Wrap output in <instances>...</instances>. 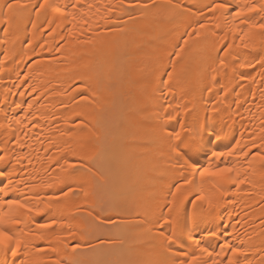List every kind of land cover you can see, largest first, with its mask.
I'll return each instance as SVG.
<instances>
[{
    "label": "bare ground",
    "instance_id": "1",
    "mask_svg": "<svg viewBox=\"0 0 264 264\" xmlns=\"http://www.w3.org/2000/svg\"><path fill=\"white\" fill-rule=\"evenodd\" d=\"M9 2L0 0V155L13 157L5 177H66L67 184L55 188L59 201L44 216L63 227L41 235L33 223L27 247L16 257L0 251V260L173 264L178 251L199 255V240L214 258L231 256L225 249L215 257L227 242L244 253L234 257L238 264H264L260 172L242 173L246 182L230 186L217 207L197 202L194 212L186 202L177 211L188 194L187 157L216 165L211 152L236 140L264 151V69L240 67L260 54L218 51L224 31L209 11L215 0H48L67 16L39 9L43 0H15L26 7L6 17ZM227 162L247 167L236 155ZM68 187L74 191L60 195ZM209 231L217 236L205 239Z\"/></svg>",
    "mask_w": 264,
    "mask_h": 264
},
{
    "label": "snow or ice",
    "instance_id": "2",
    "mask_svg": "<svg viewBox=\"0 0 264 264\" xmlns=\"http://www.w3.org/2000/svg\"><path fill=\"white\" fill-rule=\"evenodd\" d=\"M77 4H79V0H77ZM77 4H73L72 7H77ZM22 7H26V5H21L15 0L7 3L6 17L14 16ZM46 7H52L54 11L59 12L63 16L72 15L71 13L60 12L58 6L50 5L48 0H43L39 5V9ZM91 7L89 5V8ZM114 7L109 6L108 11L111 12ZM209 11L219 13L218 20L220 22L216 23L215 27L224 31L221 39L223 47L219 48L218 51L234 58L259 53V59L253 56L252 60L247 63H241L240 67L254 68L258 65L264 69V22L258 23L252 18L253 16H258L261 21H264V0H260L259 4L252 3V0H237L235 7L230 0H215ZM73 19H76L74 15ZM78 22L86 23L85 21ZM204 27V24L200 25V28ZM229 33H231L230 41ZM223 64L224 60L221 58V65ZM178 118L179 112H177L176 116L167 115L166 117L168 121ZM184 127V124L181 123V130H184ZM174 137L180 140L181 131H176ZM220 140V136H216L214 141L210 138L212 143ZM261 140L264 141V136L261 137ZM239 145L240 141L236 140V143L226 148V150H213L209 159L214 158L220 162L216 165L212 163L201 165L197 160L192 159L190 156L187 157L185 164L190 173L184 178L183 184L188 186V194L177 205L178 212L184 209L186 202H190L194 206V212L197 202L201 206L206 205L208 209L217 207L219 196H225L231 190L230 186L234 185L236 189H239L246 182L245 179L240 177L242 173L246 174L249 169L264 175V151L259 150V146L255 142L252 143L251 148H248L247 145L244 148H240ZM252 149H257V151L253 152ZM234 155L238 159L243 160L247 167L244 165L239 167L235 166V164L230 165L227 162L228 158ZM20 159L17 158L16 163H19ZM12 160L13 157L8 152L0 155V251L5 255L10 253L12 257H16L22 246L27 247L24 238L34 234L30 230V226L33 223L37 229L41 230V235L48 230H52L54 226L63 227L62 222L57 219L50 218L45 220L44 216L51 209L52 203L59 201L60 196L56 194L55 188L60 184H67V178L57 177L55 183H48L44 180L34 182L35 178L31 176L27 179H15V175H17L15 172L9 174L6 178L5 173L8 171ZM74 167L76 165L68 163L69 169ZM29 181L33 182L30 183ZM225 185L228 187H225ZM176 187L179 189L181 185L178 184ZM49 190H52V192L49 193ZM73 191L71 187H68L67 191L61 189L60 195L66 197ZM172 195L175 198L176 193ZM189 196L193 197L190 201ZM173 204H175V199ZM203 211L204 209L201 207L200 212L202 213ZM186 220L187 218L185 217V222ZM108 223H114V221L109 220ZM165 223H169V221H165ZM25 229L29 230L26 231ZM215 236H217L216 232L209 231L205 239H211ZM177 239V228L174 225L172 235L167 237L169 250L171 245L177 242ZM195 243L196 248L199 250V255L194 251H178L176 256L179 259L178 261H173V264H238L234 257L244 255L242 249L232 247L225 242L220 246V252L215 253V257H221L225 249H230L231 256H227L225 259L214 258L213 252L207 248H202L199 240H196ZM76 247H79V245H75L74 250ZM205 253L207 254L206 259H202ZM0 264H9V261L3 259L0 260ZM11 264H16L15 260H12ZM21 264H24V262L22 261Z\"/></svg>",
    "mask_w": 264,
    "mask_h": 264
}]
</instances>
